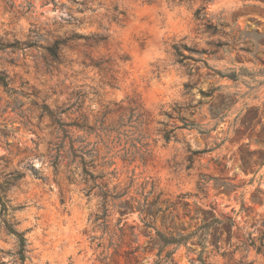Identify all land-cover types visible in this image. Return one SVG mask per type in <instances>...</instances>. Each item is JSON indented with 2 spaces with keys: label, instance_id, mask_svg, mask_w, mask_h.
<instances>
[{
  "label": "rangeland",
  "instance_id": "rangeland-1",
  "mask_svg": "<svg viewBox=\"0 0 264 264\" xmlns=\"http://www.w3.org/2000/svg\"><path fill=\"white\" fill-rule=\"evenodd\" d=\"M75 33L105 40L52 62L45 48ZM0 45V264H20L6 223L26 239L24 264H156L157 231L215 219L207 263L264 264V0H0ZM77 97L63 121L95 126L112 110L105 127L124 125L70 129L94 179L50 115ZM131 110L142 117L126 124ZM190 113L201 129L167 142ZM201 251L194 238L173 258L200 264Z\"/></svg>",
  "mask_w": 264,
  "mask_h": 264
},
{
  "label": "trees",
  "instance_id": "trees-1",
  "mask_svg": "<svg viewBox=\"0 0 264 264\" xmlns=\"http://www.w3.org/2000/svg\"><path fill=\"white\" fill-rule=\"evenodd\" d=\"M180 1H184V0H180ZM187 1H189V0H187ZM209 2H210V0H205L206 4H208ZM205 10H206V7L198 9L196 11V13H195L196 18L199 19V20H205L206 15H207ZM207 29L209 31H211L213 34H216V33L220 32L218 26H213L212 24L209 23V21H207ZM80 40H84L86 42L90 41V40H93L94 42L97 43L98 41H104L105 38L101 37L98 40H96L94 37L85 36V35H82V34L75 33V34H73V35H71V36H69V37H67L65 39H57V40H55L54 43L52 45L46 47L45 50H46L48 56L50 57V59L52 60V62L59 64V63L63 62L62 49L64 47H66L69 43H76V42H78ZM0 46H2V45H0ZM215 46L218 49H220L224 45L219 43L218 45H215ZM226 46H228V44H226ZM176 49H177L178 55L180 57H182L181 62H183V60L186 57L179 51L178 47H176ZM234 49L235 48H232V50H234ZM242 50H244V49H242ZM95 65L99 66V64H97V63ZM213 72L216 75H218L219 77H221V78H229L231 80H236L235 76H233V75H223L222 72L214 71V70H213ZM0 84L3 85L4 87H8V84H9L7 75L1 70H0ZM220 88L221 87L212 88L210 93H208V95H206V96H212V94L215 91L219 90ZM203 94H205V93H203ZM80 98L81 97H77L75 103L72 104L71 106H69L67 109H65V110H63L61 112H58L57 114L50 113V115L54 119L55 125L57 126L58 130L62 133L61 146L64 144V142L66 140L69 141V147H70L69 148V153L73 156L74 159L77 158V157L81 159V164L83 165V174L88 176V177H90L91 179H94V175L91 174V172L88 170V167L92 166L91 165L92 162H89V163L86 162L83 148H81V147L79 149H75L74 148V143L76 141H74L73 134L71 133L70 129L71 128H77L79 130H83V131L87 132V131H93L95 129V127L97 125H99V130L105 131L107 133L108 132L109 133H111V132L118 133V130L124 125H122V123H121V124H118V127H114L111 124V125L108 126V128L105 127L106 122H107V116L112 113V110L106 111L103 114L102 118L99 121H97L95 126L89 125V123L87 122V120L84 117L81 118V119H77V121H73V122H65V121H63V119L61 118L62 114L70 111L76 105H78ZM135 111L136 110H131V115L128 118V122H126V124L136 123L142 117V115L139 114V113L135 115ZM193 117H194V113H190V115H188V116H186L185 114L179 115V117H177V120H179L182 125L180 127H173L170 130L164 131V133H163L164 139L167 142H170L171 140H177L178 137L176 136L175 133H176V131L178 129H188V130L199 129L200 130L201 129L200 126L193 119ZM138 144H140V147L137 148L136 154H139V152L141 150H143V149L146 150V148H147V145L141 143L140 141L138 142ZM190 153H191V160H192L193 156H195V155H197L198 153H201V152L190 151ZM132 158H133V156H132ZM111 164L112 163L110 162L109 165H111ZM125 195H126V193H123L122 195H117V197H123ZM104 196H105V200H106L107 199L106 195L104 194ZM0 203L3 206V208L5 209L6 203L3 202V198H1V196H0ZM144 208L145 209H142V212L147 210V212L150 214V212H151L150 207L145 205ZM107 213H108L107 209L104 208V214H103L104 218L107 216ZM219 222L220 221L218 219H215V220H213L212 223H204L203 226L199 227L195 232H193V233H191L189 235H179L177 237L176 236H172V235L168 236V235H165L164 233H162L160 231H157L156 234H157V237H158V241H159V243L161 245V249H160V251L158 253L159 260H158V262L156 264H177L174 261V258H173L176 249L179 246H181V245H185L186 246L194 238H197L198 244H200L202 246V251H201V253H200L199 257H198V261L200 262V264H209V263L206 262V259H205V256H204L205 248H206L205 245H204V242L206 240L207 233H208V231L210 229V226L213 223H219ZM5 228H6V231L9 234L15 235L18 238V250L16 252V258L20 261V264H24L25 261H26V239L24 238V235L18 233L14 229L13 225H11L9 223H6ZM169 246H174V249L168 251L165 256L161 257V255L164 252V250L167 247H169ZM262 246H263V244L261 242V245L258 248L259 251L261 250ZM138 250H139V248H136L131 253L133 254L134 252H137ZM1 264H3V263H1Z\"/></svg>",
  "mask_w": 264,
  "mask_h": 264
}]
</instances>
